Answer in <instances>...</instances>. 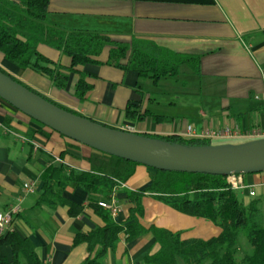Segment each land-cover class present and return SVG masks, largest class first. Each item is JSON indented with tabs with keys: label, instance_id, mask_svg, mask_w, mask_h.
<instances>
[{
	"label": "crops",
	"instance_id": "0c3cea01",
	"mask_svg": "<svg viewBox=\"0 0 264 264\" xmlns=\"http://www.w3.org/2000/svg\"><path fill=\"white\" fill-rule=\"evenodd\" d=\"M47 11L52 25L106 32L123 41L142 38L199 58L198 73L182 65L177 76L156 82L133 71L87 64L70 73L64 88L59 89L46 76L17 68L0 54L3 71L77 115L135 134L184 140L197 139L205 129L229 126L246 132L264 124V0H49ZM38 50L51 61L70 65L67 57L48 47ZM106 55L102 54L101 62ZM80 73L90 85L82 98L75 94ZM189 126L192 135L187 132ZM235 139L248 138H216ZM93 157L101 156L0 100V212L17 209L11 230L31 241L41 264H80L88 255L87 244L73 245L75 236L103 226V221L88 205L90 195L73 183L65 188L63 197L82 206L77 215L69 214L66 205L37 204L40 175L51 164L89 171ZM154 174V169L136 165L125 187L113 188L111 197L118 208L114 222L123 225L127 219L126 191L145 190ZM25 182L35 183L34 194L24 192ZM243 182L254 188L255 196H249L247 189L235 191L242 205L257 200L264 207V172L243 175ZM141 204L139 222L146 229L154 226L177 232L182 240H207L221 231L212 222L180 213L150 194L142 197ZM157 249L151 234L125 241L121 233L101 264H142ZM1 253L11 260L9 247L2 246Z\"/></svg>",
	"mask_w": 264,
	"mask_h": 264
},
{
	"label": "trees",
	"instance_id": "16d2710c",
	"mask_svg": "<svg viewBox=\"0 0 264 264\" xmlns=\"http://www.w3.org/2000/svg\"><path fill=\"white\" fill-rule=\"evenodd\" d=\"M48 3L49 0H0V54L17 68H30L46 76L56 88H64L68 75L79 72V68L87 64H105L133 71L139 77H148L154 82L161 77L177 76L182 65L195 73L199 71L197 56L176 53L146 39L131 37L129 41H123L106 32L69 30L52 25L47 21ZM40 46L67 57L70 65L65 67L49 60L39 52ZM105 52L106 59L101 62ZM85 78L86 75L79 74L75 87L78 98H82L90 88ZM126 113L131 114L128 110ZM152 138L186 145L211 143L175 136ZM96 152L101 157L89 159V171L79 172L63 164H51L40 175L37 204L51 207L66 205L69 214L77 215L82 206L63 197L65 188L73 183L90 195L88 205L103 221V226L75 236L73 245L87 244L88 255L80 264H101L105 253L115 248L121 233L125 235V241L152 235L158 249L146 255L142 264H264V216H259V201L253 200L247 207L243 206L236 192L227 184L226 177L155 170L151 184L145 190L126 191L130 207L122 225L114 222L110 214L97 205V201L98 198L109 199L115 181L126 182L138 164ZM64 154L65 151L61 152L59 158L63 159ZM146 194L180 213L212 222L220 228L219 235L207 240H182L177 232L154 226L144 228L139 219L143 215L141 199ZM240 234L249 251L238 259L236 252ZM2 246L11 250L10 261L1 253ZM0 264L41 263L31 241L9 230L0 235Z\"/></svg>",
	"mask_w": 264,
	"mask_h": 264
},
{
	"label": "water",
	"instance_id": "95a60500",
	"mask_svg": "<svg viewBox=\"0 0 264 264\" xmlns=\"http://www.w3.org/2000/svg\"><path fill=\"white\" fill-rule=\"evenodd\" d=\"M0 100L67 139L157 171L223 177L264 172V138L186 145L111 128L57 106L1 70Z\"/></svg>",
	"mask_w": 264,
	"mask_h": 264
},
{
	"label": "built area",
	"instance_id": "2783aa9c",
	"mask_svg": "<svg viewBox=\"0 0 264 264\" xmlns=\"http://www.w3.org/2000/svg\"><path fill=\"white\" fill-rule=\"evenodd\" d=\"M187 132L189 133V135L193 134L190 126L187 127ZM239 136L247 137V138H264V124L260 126L252 127L246 132H241L237 127L231 128L229 126H225L221 129H205L201 132V134L197 137V139L210 141L212 139L221 138V137H239ZM115 182L116 184L114 186V189L125 187L124 183L118 180H116ZM226 182L230 186V188L234 191L247 189L249 196L251 197L255 196L254 188H252V186H248L244 184L243 175L227 176ZM36 189L37 187L34 182H25L23 184V190L28 194H34L36 192ZM97 205L103 208L104 210H106L112 218L115 217L118 213V208L115 205L113 195L109 201H98ZM16 210L17 209L12 208L6 212H0V235L11 230L12 217L16 212Z\"/></svg>",
	"mask_w": 264,
	"mask_h": 264
},
{
	"label": "rangeland",
	"instance_id": "374dc122",
	"mask_svg": "<svg viewBox=\"0 0 264 264\" xmlns=\"http://www.w3.org/2000/svg\"><path fill=\"white\" fill-rule=\"evenodd\" d=\"M250 139H256V138H248V139H238V140H216L213 139L210 142L215 144V143H222L224 141H229L231 143H237V142H242V141H247ZM259 216H264V207H262L260 209V215ZM247 251H249V247L247 246V244L244 242L243 236L242 234L239 235V245H238V249L236 252V256L237 258H241Z\"/></svg>",
	"mask_w": 264,
	"mask_h": 264
}]
</instances>
